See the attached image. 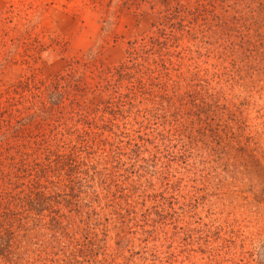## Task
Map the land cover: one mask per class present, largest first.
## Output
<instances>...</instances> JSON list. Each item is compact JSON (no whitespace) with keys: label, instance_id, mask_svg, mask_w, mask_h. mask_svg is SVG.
Returning <instances> with one entry per match:
<instances>
[{"label":"rangeland","instance_id":"rangeland-1","mask_svg":"<svg viewBox=\"0 0 264 264\" xmlns=\"http://www.w3.org/2000/svg\"><path fill=\"white\" fill-rule=\"evenodd\" d=\"M134 1L127 9L124 0H0V110L37 109L72 69L95 82L114 70L111 88L122 87L83 97L84 117L41 127L49 136L66 123L59 145L71 152L52 150L51 194L18 226L47 247L41 264H264V80L228 57L246 52L247 31L229 11L200 13L185 23L189 35L150 52V68L132 60L130 42L184 0ZM192 84L230 110L190 135L174 107L192 97Z\"/></svg>","mask_w":264,"mask_h":264},{"label":"trees","instance_id":"trees-1","mask_svg":"<svg viewBox=\"0 0 264 264\" xmlns=\"http://www.w3.org/2000/svg\"><path fill=\"white\" fill-rule=\"evenodd\" d=\"M124 1L127 9H131L132 3H135L134 0ZM195 1L197 5L195 10L192 9L190 0H184V3H177L173 9L160 13L158 21L145 37H138L130 42L132 60L134 55H137L149 64L148 56L150 52L162 46L161 40L169 42L177 35L181 37L189 35L192 28L186 26L185 23L188 24L200 13L216 19L226 17L231 12L233 16L235 15L232 18L237 26L247 31L242 37L247 49L245 53L243 52L244 46H238L239 50L228 49V57H238L242 60V69L246 66L251 67L249 70H251L252 78L258 74L264 80V2L257 3L258 7H256V2L251 0H238V3L233 6L229 4L230 0ZM219 6L223 12L218 16L213 15V11ZM211 8L212 11H209ZM238 53L243 56L239 57ZM249 54L254 59V64L249 61ZM148 66L151 68L150 64ZM148 71L152 74L150 78H153L157 72L151 69ZM138 72H141L140 69ZM100 74L103 75L104 81L100 79L101 81L95 82L94 77L72 69L67 76H61L47 89V92L45 91L37 98V102L32 104L34 107L38 105L37 109L34 108L27 114L22 113L21 110L9 111L8 108L0 110V264H23L24 258L26 256L29 258L32 254L39 257L33 261L34 264H41L43 259L40 255L47 254V247L38 246V244L34 246L31 241L26 240L30 237L29 231L18 224L20 225L23 217L33 215L35 207L44 205L47 196L51 194L45 183L50 177L48 172L53 168L54 160L50 158L52 150L56 149L59 153L57 157L62 158L67 156V152H71V149L62 148L59 145L61 141L59 136L63 132L61 129L66 126V123L60 121L58 130L49 136L46 135V129L41 127L56 116L66 122L77 115L84 117L81 101L87 94H107L110 97L112 92L118 94V90L122 87L119 84L117 88L111 87L116 86L113 80L120 77L119 73L116 75L113 70L108 73L100 72ZM142 74L144 78L146 72ZM103 82L108 85L106 92L102 88ZM188 87V92L192 97L185 100L184 104L174 107L177 108L175 121L185 131L190 132V135L199 133L200 129L196 128V123L202 125L210 121L220 122L224 119L230 107L221 104L223 98L218 97V94L214 95L202 85L196 87L192 84ZM71 101L72 103L68 104ZM185 105L193 111L189 112V117L183 113ZM207 109L208 113H205ZM224 123V130L229 132L226 128L232 129V127L228 126L227 121ZM190 139L193 138L190 137ZM26 262L25 264L31 263Z\"/></svg>","mask_w":264,"mask_h":264}]
</instances>
